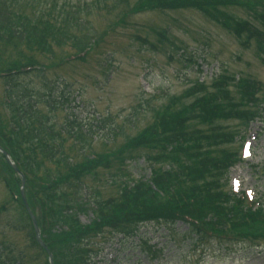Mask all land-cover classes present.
<instances>
[{
	"label": "rangeland",
	"instance_id": "374dc122",
	"mask_svg": "<svg viewBox=\"0 0 264 264\" xmlns=\"http://www.w3.org/2000/svg\"><path fill=\"white\" fill-rule=\"evenodd\" d=\"M156 1L160 0H41L35 4L32 0H14L15 13L27 17L33 28L39 21V12L47 21L52 37L30 36L19 41L6 34L4 40H0V73L19 67H40L18 80L29 89L30 100L34 99L36 118L47 117L50 124L61 126L66 114L73 112L90 129L98 116L112 119L103 123L104 133L109 125V130L122 129V136L111 138L110 143L97 132V139L88 147L91 149H87L85 157L87 160L92 159L91 154L95 155L100 167L84 181L88 199L97 197L99 203L100 200L109 202L105 205L110 204V213L116 211L113 201L116 205L119 203L121 210L127 206L122 196L126 195L127 185L124 184L128 180L134 179L145 186L148 180H153L145 160L147 149H131L128 140L151 125L157 115L166 112L169 104H175V99L181 98L184 103L193 101V97L197 100L199 94L191 96L187 90L204 86L203 94L212 91L211 80L222 73L236 79L229 84L231 96L237 95V82L242 78L258 82V101L260 87L264 86V60H260L258 50L264 48V34L260 32L261 36L256 34L246 40V29L238 32L225 27L233 18L251 20L250 8L224 2L217 5L220 14L214 20L203 12L185 7L155 9L151 5ZM75 5L81 6L77 20L89 23L95 39L83 59L80 56L69 61L71 56H77L76 40L82 35V31L69 22V11ZM254 9L256 26L264 33L261 9ZM50 89H54L58 100L60 95L64 96L52 106L45 102V94L49 95ZM67 98L74 103L66 106ZM8 114L4 107V82L0 80V133L9 139ZM105 123H108L107 128ZM226 128L233 137L224 147L235 152L243 137L242 127L230 123ZM247 136L253 145V157L238 165L230 177H241L243 188H255L264 201V124L253 123ZM71 146L64 143L63 152L68 157L75 156ZM15 152L25 159L21 149ZM108 153H116L119 159L105 160ZM10 170L0 155V247L11 251L13 256L22 257L26 264H49L47 255L34 241L33 225L19 204L15 175ZM93 204L72 202L70 207L61 208L64 213L76 215L80 225L86 226L96 222V216L103 215L99 206ZM259 224L254 222L241 230L250 238L244 237L240 243L229 245L211 241L196 243L182 223L144 226L137 238L114 236L106 230L95 242L101 248L110 247L112 243L116 246L117 249L113 247V264H264V220ZM140 246L145 251L151 249L152 258L142 253ZM81 257L79 252L73 260ZM59 261L66 264L62 258Z\"/></svg>",
	"mask_w": 264,
	"mask_h": 264
},
{
	"label": "trees",
	"instance_id": "16d2710c",
	"mask_svg": "<svg viewBox=\"0 0 264 264\" xmlns=\"http://www.w3.org/2000/svg\"><path fill=\"white\" fill-rule=\"evenodd\" d=\"M168 1L170 3L156 1L153 7L160 4L167 7L179 6L180 9L189 7L202 11L214 20L220 14L218 11L220 6L217 5L226 2L245 7L247 3L253 2V0L243 2L241 0ZM13 2L14 0H0V40L3 41L6 34L19 41H24L30 36L52 37L48 31L47 21L43 17H39L36 27L33 28L27 17H21L15 13ZM80 12V7H75L69 11L68 17H70L69 22H73L72 24L82 31L81 37L77 39V48L84 52L95 39V32L87 21L77 20ZM217 21L222 24L219 20ZM231 21L225 25L230 31L241 32L248 28L246 22L243 23L234 18ZM18 69H9L8 74L3 77L11 99L8 104L13 120L12 124L6 126L9 139L6 138V134L2 136L0 133L2 136L0 139L3 141L2 143L0 140V146L10 152L11 157L26 174L27 199L32 209L40 212L38 224L45 243L54 255L55 264H61L59 261L61 258L66 264H87L90 256L95 252L91 241L104 230L116 229L125 236L134 237L139 234L141 225L159 224L161 221L170 222V219L180 214L179 210H182L185 200L193 201L201 215H206L201 220L202 225L197 226L198 229L202 232L216 228L223 230L224 227L221 226L225 223L219 219L216 222H211L212 219L209 220L210 222L204 221L208 219V216H218L221 213L218 209L222 203L228 205L229 202L234 201L222 188L226 185L223 179L226 174L225 167L237 162L238 157L236 153L224 147L227 145L228 138L233 137V133L225 129L223 125L236 120L248 126L250 119L261 115L260 103L256 99V88L252 83L245 80L240 83L237 99H230L228 89L220 86L223 83L218 86L215 84L217 94L207 92L203 98L191 105H183L181 109L168 107L166 112L160 114V124L158 123L156 127H148L135 139L128 140L131 149H147V161L153 168L155 186L169 198L159 196L152 191L151 187L142 183L134 186L125 184L127 185L124 190L126 195L122 198L127 201V206L121 210L119 203L116 205L113 201L112 206L116 208V211L110 213V204L105 205L109 202L95 201L94 205L99 206L103 215L96 216V222L84 227L80 225L76 215L64 213L61 207L64 205L70 207L72 202L80 203L83 199L82 184L86 174L94 173L93 170L97 167L94 160L78 161L82 157L85 142L92 137L94 127L85 128L82 123H79L74 113L65 117L61 127L50 124L47 117L36 118L34 116L36 106L32 101L34 99L30 100L32 97H29V89L18 81L25 75L11 74V71H18ZM204 88L202 87V92ZM49 92V95L45 94V102L52 106L58 99L54 95V89H50ZM60 96L62 97L59 100H63L64 96ZM28 98L29 101H26ZM69 102L71 103L70 99H65L66 104ZM106 120L101 119L100 123L98 122L100 130ZM105 125L107 128L108 123ZM103 129H105L104 125ZM118 131L119 133L113 131L115 138L122 135V131L120 129ZM64 143L72 144L71 150L75 156L68 157L63 152ZM13 145H15L14 149ZM79 145L81 148L78 147ZM17 149L22 150L25 159L17 156L15 152ZM115 155L117 154L111 155L110 158L114 157L117 161L119 157ZM48 163L53 165L49 167L46 165ZM165 167L168 170H165ZM10 171L13 174V171ZM166 173L167 178L164 179ZM178 179H181V182ZM64 225L70 226V230L66 231L63 228ZM229 225L230 230L233 229L235 232L242 230V225L235 219ZM57 226L61 227L59 231L55 229ZM198 229H190V233L195 234L199 241L207 239L198 233L201 232ZM148 251L151 253L150 250ZM148 251L145 252L148 253ZM79 252L82 257L74 261V256ZM0 264L26 263L23 262L22 257L13 256L11 251L6 252V248L2 247L0 248Z\"/></svg>",
	"mask_w": 264,
	"mask_h": 264
},
{
	"label": "water",
	"instance_id": "95a60500",
	"mask_svg": "<svg viewBox=\"0 0 264 264\" xmlns=\"http://www.w3.org/2000/svg\"><path fill=\"white\" fill-rule=\"evenodd\" d=\"M4 153V152H3ZM4 155H5V157H7V154L6 153H4ZM33 220V222H34V225H35V230H36V234H37V237H38V241L41 243V245L44 247V244L41 242V240H40V237H39V233H38V230H37V227H36V224H35V220H34V218L32 219ZM45 248V247H44Z\"/></svg>",
	"mask_w": 264,
	"mask_h": 264
}]
</instances>
